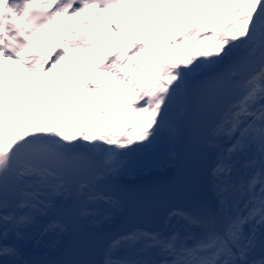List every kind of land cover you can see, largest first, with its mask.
Masks as SVG:
<instances>
[{"label": "snow or ice", "instance_id": "obj_1", "mask_svg": "<svg viewBox=\"0 0 264 264\" xmlns=\"http://www.w3.org/2000/svg\"><path fill=\"white\" fill-rule=\"evenodd\" d=\"M126 3L0 0V64L15 61L26 72H39L52 59L43 55L51 48L60 50L52 67L70 55L76 68V59L100 39L93 32L109 27L97 18L111 17L108 9ZM232 9L212 21L197 19L190 30L172 36L150 30L147 35L158 41L156 50L133 39L132 45L94 62L85 96L93 85L103 91L105 80L125 84L126 94L133 95L126 111L143 114L123 117L142 121L132 126L135 136L109 133L99 137L103 143H90L96 138L83 134L77 139L54 121L0 118V264H264V0H234ZM82 13L89 15L59 33L62 44L34 45L41 35ZM167 14V9L156 13ZM207 30L214 42L206 45L212 51H204L203 59H173L179 47H170L175 36L187 42L192 33L195 39ZM137 57L143 63H135ZM8 69L16 70L12 64ZM160 142L169 148L166 160L182 178L184 194L196 204L192 212L177 208L168 213L186 222L185 234L132 229L111 237L99 261L87 259L98 231L78 225L87 221L99 230L115 222L121 204L105 189L119 184L137 154ZM41 219L47 223L35 244L48 235L63 237L67 254L79 258L43 260L28 250L32 229ZM137 243L169 259L121 255V249Z\"/></svg>", "mask_w": 264, "mask_h": 264}, {"label": "rangeland", "instance_id": "obj_2", "mask_svg": "<svg viewBox=\"0 0 264 264\" xmlns=\"http://www.w3.org/2000/svg\"><path fill=\"white\" fill-rule=\"evenodd\" d=\"M225 3L226 0L223 1V4ZM200 9L195 11V15L192 16L194 20H197L199 16L203 17L201 19L202 23L213 20L211 15H206L205 8L202 11ZM166 20L165 16L157 15L147 18L139 23L138 26L149 31H163ZM126 29L128 30V28ZM128 33L135 36L134 39L139 41L135 32L128 31ZM202 40L209 41L206 45L214 42L212 36L208 39L202 37L198 42ZM132 41L128 42L125 47L132 45ZM189 48V51L194 49L192 46ZM201 48H204V51H212L206 46H201L199 50H196L193 62L203 59L202 53L204 51ZM189 51L185 53V56L190 55ZM54 59L55 57L45 66V69L40 70L42 71L41 75H37L38 72L35 71H24L15 61L7 62V60H4L0 64V118L5 121L28 119L30 122L36 123L54 121L66 126L68 134L75 136L77 139H81L83 134L95 137L96 140L89 141L90 143H103V141H99V137L109 133L113 136H122L125 132L128 135H136V131L132 126H138L142 121L124 119L123 117L130 118L143 114L126 111L128 103L133 99V95L126 94L125 84H112L110 80H105L103 82V91H97L98 85H93L90 95L85 96L84 88L93 76L94 66L86 53L76 59V68L71 67L72 58L70 55H66L62 62L52 67ZM136 62L138 64L143 63L140 57H137ZM9 64H12L16 70L9 71ZM36 81H39L38 85L34 83ZM3 88L6 90L5 92H3ZM109 88H115V93L109 92ZM110 95H114V98L100 99L102 96ZM64 103L69 106L63 108L62 105ZM101 109L105 111H101ZM64 112H68L70 115L66 117L63 115ZM91 117H95L96 120L90 123L88 120ZM101 121L104 123H100ZM168 154L169 148L163 142L154 144L146 151L137 154L134 162L119 177H130L144 173L152 167L165 170L171 165L166 160ZM176 219V216H172L169 220L172 222L171 230L181 234ZM40 226L39 224L32 229V240H34L33 244L35 247L37 246L35 240L40 239ZM45 240L49 241V244L55 240L57 244L59 239L48 235L43 237L42 242ZM50 248L54 249V247ZM142 248L143 245L137 243L131 248L121 249V255H129L145 261H163L168 259V257L159 252L142 250Z\"/></svg>", "mask_w": 264, "mask_h": 264}, {"label": "water", "instance_id": "obj_3", "mask_svg": "<svg viewBox=\"0 0 264 264\" xmlns=\"http://www.w3.org/2000/svg\"><path fill=\"white\" fill-rule=\"evenodd\" d=\"M118 179L119 184L115 188L105 189L121 204V208L115 214V222L99 230L87 221L78 225L81 229L98 231L86 257L89 260L99 261L104 244L113 236L137 228L147 232L169 234L171 232L167 218L170 210L177 208L188 212L195 210V201L184 194L182 178L175 173L172 164L165 170L152 167L144 173ZM45 223L47 220L43 219L40 229ZM33 242L34 240L27 245L28 250L39 259L55 261L79 258L67 254L66 238H59L54 249L48 246L47 240L36 247Z\"/></svg>", "mask_w": 264, "mask_h": 264}, {"label": "trees", "instance_id": "obj_4", "mask_svg": "<svg viewBox=\"0 0 264 264\" xmlns=\"http://www.w3.org/2000/svg\"><path fill=\"white\" fill-rule=\"evenodd\" d=\"M178 218V217H177ZM171 219V217L169 218V220ZM179 220H176V221H180L181 223L183 224H186V222L184 220H181V218H178ZM169 224H172L171 221H168Z\"/></svg>", "mask_w": 264, "mask_h": 264}, {"label": "bare ground", "instance_id": "obj_5", "mask_svg": "<svg viewBox=\"0 0 264 264\" xmlns=\"http://www.w3.org/2000/svg\"><path fill=\"white\" fill-rule=\"evenodd\" d=\"M159 45L157 44V47H158ZM204 46V45H203ZM203 51H204V48H201Z\"/></svg>", "mask_w": 264, "mask_h": 264}]
</instances>
